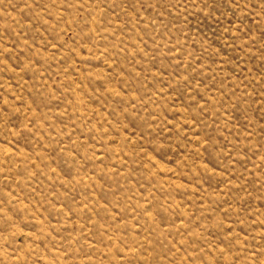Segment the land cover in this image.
Instances as JSON below:
<instances>
[{
  "label": "rangeland",
  "instance_id": "rangeland-1",
  "mask_svg": "<svg viewBox=\"0 0 264 264\" xmlns=\"http://www.w3.org/2000/svg\"><path fill=\"white\" fill-rule=\"evenodd\" d=\"M0 264H264V0H0Z\"/></svg>",
  "mask_w": 264,
  "mask_h": 264
}]
</instances>
